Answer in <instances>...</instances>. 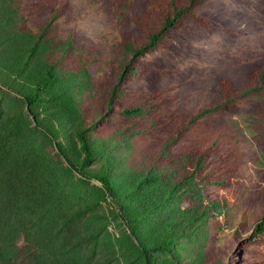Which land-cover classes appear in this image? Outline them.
<instances>
[{"label":"trees","instance_id":"obj_1","mask_svg":"<svg viewBox=\"0 0 264 264\" xmlns=\"http://www.w3.org/2000/svg\"><path fill=\"white\" fill-rule=\"evenodd\" d=\"M86 1L82 5L87 10L84 18L91 15L101 21V35L105 39H89L85 32L76 29L74 16L79 13L69 0H43L38 9L34 1L35 5L25 13L27 17L15 6L3 9L0 86L11 87L32 105H38L41 98L55 103L61 99L76 110L77 92L83 89L92 97L94 85L103 95L98 110L92 113L94 125L98 118L108 121L121 115L149 113V127L141 135L150 141L143 149L150 154L143 161L146 169L136 182L137 190L144 191L146 201L158 212L167 204L183 202L185 196L194 198L191 210L179 213L172 222L159 223L160 234L154 232V240L159 244L154 248L170 249L173 238L161 231L167 233L169 226L183 233L190 226L195 228L209 209L223 208L221 201L209 203L202 190L210 186L233 187V178L246 157L244 144L252 137L242 128L244 119L240 116L241 121L229 112L240 101L251 99L250 123L261 130L263 139L264 104L260 100L264 101V51L260 49L264 48V12L260 14L257 6L241 0ZM228 2L239 8L229 7ZM66 15L67 22L60 23ZM30 19L32 26L28 24ZM210 34L240 42V60L234 61L237 65L225 70L214 65L217 50L196 42L198 36ZM258 51L257 58L244 61ZM80 52L90 76H83V88L75 91L69 87L75 82L66 59ZM187 58L207 62L209 73L179 68ZM207 75L210 76L206 78ZM183 85L187 92L182 94L184 91L177 88ZM201 101L202 105L197 107ZM219 111H228L229 115L214 117ZM244 114L242 117L248 112ZM52 119L48 115L38 121L47 138L53 136L46 126ZM77 121L76 137L84 156L79 163L74 162L65 146L57 143L59 154L68 164L66 168L77 172L81 181L96 179L100 188L116 197L110 171H91L88 166L97 151H104L114 138L112 149L117 148L118 132L110 134L92 129L87 121ZM34 161L26 159L13 165L0 153V264H13L16 239L22 230L17 223L21 218L28 217L30 230L36 229L34 232L43 236L42 242L60 229L51 208V203L58 205L59 193L52 191L50 180L40 174ZM260 176L261 181L257 176L256 190L248 199L253 194L264 199V173ZM121 207L126 211V205ZM255 228L257 233L264 232V210Z\"/></svg>","mask_w":264,"mask_h":264},{"label":"rangeland","instance_id":"obj_2","mask_svg":"<svg viewBox=\"0 0 264 264\" xmlns=\"http://www.w3.org/2000/svg\"><path fill=\"white\" fill-rule=\"evenodd\" d=\"M34 1H37V9L39 4H43V0H3L0 2V13L3 9L15 6L27 17L25 13L35 5ZM69 1L74 11L79 13L74 16L77 19L76 29L85 32L89 39H105L101 35L103 23L91 18V15L90 18H84L87 10H83L82 5L87 1ZM241 1L257 6L260 14L264 12V0ZM228 6L236 8L237 4L228 2ZM67 18L66 15L60 23L65 24ZM31 20L28 22L30 26L33 25ZM222 39L227 38L218 34L196 38L202 47L217 50L214 56L217 65H214L219 70L237 65L234 61L240 60L237 57L242 52L239 41ZM101 48L104 49L103 45ZM263 51L264 48H261L260 52ZM76 55H69L66 59V67L74 73L75 82L69 87L75 91L81 90L82 79L90 76L83 54L80 52ZM258 55L259 51L244 61L254 60ZM148 56L152 57V54ZM206 66L207 62L197 58L183 59L178 65L186 71L192 68L209 73ZM209 67L214 68L211 65ZM92 87L96 90L92 97L87 96L83 89L77 92L75 105L78 109L71 110L61 99L60 103H55L41 98L38 105L29 104L11 87L0 86V153L13 165L22 161L24 163L26 159L35 160L40 174L50 180L52 191L59 193L58 205L51 203L53 216L60 228L57 234L49 235L42 242L43 236L34 232V228L30 230L28 217L24 220L21 218L20 223H17L22 230L16 239L13 264H220L226 261L231 264H264V232L257 233L255 228L264 210V199L257 194L247 198L256 190L257 176L261 181L260 174L264 173V134L262 139L261 130L250 123L252 116L248 115L253 110L251 99L240 101L229 111L239 120L244 119L242 128L252 135L251 141L244 144L246 157L237 170V176L233 178L232 189L209 185L210 188L201 192L209 203L221 201L223 208L209 209L195 228L190 226L183 233L167 225L169 231L161 233L173 238L170 249L164 246L154 248L159 245L154 240V234L161 230L159 223L172 222L179 213L191 210L194 198L185 196L183 202L167 204L162 212L148 204L144 191L137 190L136 182L146 169L143 161L150 154L143 150L150 141L141 135L144 128L149 127V113L132 117L121 115L108 121L98 118L96 126L92 113L98 110L103 95L100 96L102 93L97 87ZM185 88L183 85L177 89L183 90V94L187 92ZM260 101L264 104L263 100ZM197 104V107L202 105V101ZM190 105L193 106V102ZM245 111L248 114L242 117ZM110 113H114V110ZM48 115L53 118V121L46 123L47 129L53 132L49 138L38 126V121ZM226 115H229L228 111H219L214 117ZM79 119L82 120L80 124L87 121L92 129H101L110 134L118 132L117 148L112 149L116 142L114 138L104 151H97L95 160L88 166L91 171H110L116 197L100 188L101 184L96 179L81 181L77 172L71 173L66 168L68 164L59 154L57 143L65 146L74 162L79 163L83 158L84 152L76 137ZM257 145H261V148ZM121 204L126 205L127 212L122 210Z\"/></svg>","mask_w":264,"mask_h":264},{"label":"water","instance_id":"obj_3","mask_svg":"<svg viewBox=\"0 0 264 264\" xmlns=\"http://www.w3.org/2000/svg\"><path fill=\"white\" fill-rule=\"evenodd\" d=\"M99 183V182H98Z\"/></svg>","mask_w":264,"mask_h":264}]
</instances>
